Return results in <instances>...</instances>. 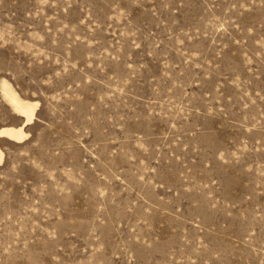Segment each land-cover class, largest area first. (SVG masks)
Segmentation results:
<instances>
[{
  "label": "rangeland",
  "instance_id": "rangeland-1",
  "mask_svg": "<svg viewBox=\"0 0 264 264\" xmlns=\"http://www.w3.org/2000/svg\"><path fill=\"white\" fill-rule=\"evenodd\" d=\"M0 264H264V0H0Z\"/></svg>",
  "mask_w": 264,
  "mask_h": 264
},
{
  "label": "bare ground",
  "instance_id": "bare-ground-1",
  "mask_svg": "<svg viewBox=\"0 0 264 264\" xmlns=\"http://www.w3.org/2000/svg\"><path fill=\"white\" fill-rule=\"evenodd\" d=\"M1 92L4 98L12 106L13 110L24 117L20 125H6L0 127V137L4 136L14 141H20L28 135L25 126L33 121L36 115V109L39 105L38 101L23 98L13 85L6 79L1 81ZM4 158V152L0 147V162Z\"/></svg>",
  "mask_w": 264,
  "mask_h": 264
}]
</instances>
